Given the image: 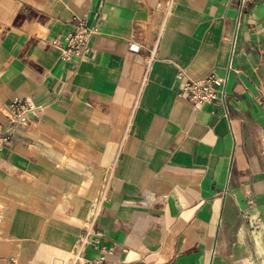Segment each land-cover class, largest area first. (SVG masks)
I'll return each instance as SVG.
<instances>
[{"label":"crops","instance_id":"1","mask_svg":"<svg viewBox=\"0 0 264 264\" xmlns=\"http://www.w3.org/2000/svg\"><path fill=\"white\" fill-rule=\"evenodd\" d=\"M81 19L97 33L67 61L53 41ZM181 71H216L224 102L179 97ZM16 98L35 106L24 123L8 116ZM0 130V264H68L111 168V264H252L264 0H0Z\"/></svg>","mask_w":264,"mask_h":264},{"label":"built area","instance_id":"2","mask_svg":"<svg viewBox=\"0 0 264 264\" xmlns=\"http://www.w3.org/2000/svg\"><path fill=\"white\" fill-rule=\"evenodd\" d=\"M245 0H242L244 5ZM97 33V28L88 20H79L75 27L69 31L63 39L53 41L62 56L67 61L80 60L90 52V42ZM135 49L134 45L131 46ZM178 95L196 105H218L224 102L226 79L216 71H211L200 78H190L182 71L178 74ZM35 110V106L28 98H16L12 100L8 109V116L12 123H24ZM11 138L10 131L0 130V151ZM113 180V168L105 175L100 190L91 204V208L84 221V232L69 251L68 264H111L107 258L108 249L103 244L104 233L98 228L99 217L110 199ZM89 247L99 250L95 257H87Z\"/></svg>","mask_w":264,"mask_h":264},{"label":"rangeland","instance_id":"3","mask_svg":"<svg viewBox=\"0 0 264 264\" xmlns=\"http://www.w3.org/2000/svg\"><path fill=\"white\" fill-rule=\"evenodd\" d=\"M254 222L246 239L252 248L250 259L252 264H264V220L257 217Z\"/></svg>","mask_w":264,"mask_h":264}]
</instances>
